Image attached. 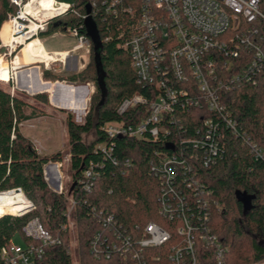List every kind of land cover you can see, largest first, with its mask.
Listing matches in <instances>:
<instances>
[{
    "label": "trees",
    "instance_id": "obj_1",
    "mask_svg": "<svg viewBox=\"0 0 264 264\" xmlns=\"http://www.w3.org/2000/svg\"><path fill=\"white\" fill-rule=\"evenodd\" d=\"M59 1L70 3L73 11L50 21L46 31L40 33V38L74 27L87 35L83 16L89 2ZM16 10L10 0H0V35L3 24ZM93 19L101 43L99 56L90 40V59L79 73L67 77L56 76L49 71L43 73L46 81L72 85L92 81L95 87L84 123L77 124L70 114L65 119L71 177L67 193L53 191L44 175L45 165L51 161L60 162L61 154L40 155L20 128L23 123L42 117L43 110L29 103L25 94L12 95L0 87V193L21 189L34 205L33 211L22 216L0 214V248L16 234L23 236L25 244L31 242L24 236L23 228L38 219L60 243L47 247L37 264H74L68 226L70 197L75 201L73 219L80 228L79 264H134L118 256L98 259L92 254L91 241L104 228L96 218L101 212L103 216L98 219L112 216L121 233L133 240L142 237V230L149 222H155L174 234L173 223L159 213L160 184L158 178L150 174V162L155 160L156 153L167 152L165 146L150 138H111L105 131V126L112 122H138L140 107L123 116L118 115L117 110L125 99L146 94V89L137 84L129 52L123 48L120 26L124 19H105L101 14H93ZM33 99L44 106L49 105L47 93L36 94ZM222 103L236 121L241 134L239 138L227 134V139L221 143L223 155L215 165L203 167L195 163L199 179L209 194L208 226L226 248L224 264H264V71L257 77L256 84H244L223 93ZM209 116L206 110L180 114L183 126L177 130L187 138L193 137L201 120ZM242 136L250 144L257 145L263 156L257 158ZM90 167H93L96 178L92 191L86 192L79 180ZM74 183L76 186L71 191ZM237 191L254 197L246 215L243 214L242 203L236 198ZM192 207L198 212L194 205ZM171 245L146 250L145 264H170L168 254ZM201 258L202 264H215L213 251L208 248L201 250Z\"/></svg>",
    "mask_w": 264,
    "mask_h": 264
},
{
    "label": "built area",
    "instance_id": "obj_2",
    "mask_svg": "<svg viewBox=\"0 0 264 264\" xmlns=\"http://www.w3.org/2000/svg\"><path fill=\"white\" fill-rule=\"evenodd\" d=\"M51 1L55 4V14L38 20L26 14L32 0H10L17 8L15 14L8 17V21L15 22L13 37L27 35L35 25L36 29L31 36L25 37V42L40 39V33L46 31L50 21L73 11L68 2ZM88 2L92 17L101 14L105 19H124L120 26L123 48L129 52L137 84L146 89V94L125 99L117 110L118 115L123 116L140 107L138 122H112L105 126V131L111 138H150L165 146L167 152L156 153L155 160L150 162V174L158 178L160 184L159 213L174 225L172 234L161 225L149 222L142 230V237L133 240L121 233L112 216L98 219L103 216L101 212L96 218L104 228L91 241L92 254L98 259L118 256L134 264H145L146 250L172 243L168 254L170 264H202L201 250L207 248L213 251L215 264H224L226 248L208 226L209 194L199 179L195 163L203 167L215 165L223 155L221 143L227 139V134L234 138L241 134L222 103V94L244 84H256L257 77L264 71V0ZM87 18L86 13L84 22ZM66 33L77 41L74 52L83 51L81 58L89 61L91 42L87 35L77 27L68 28ZM0 48L8 51L2 55L5 59L18 49L20 52L22 44L16 42L12 46L1 41ZM71 56L68 53L66 58ZM13 62L10 61L11 80L18 70ZM51 62L55 61L43 64L48 67ZM93 89L90 88L91 94ZM202 110L210 116L201 120L193 137L187 138L177 130L183 126L180 114ZM243 136V141L250 144ZM250 146L257 158L263 156L257 145ZM44 175L57 193L64 192L58 163L45 165ZM95 178L93 167H90L84 171L79 184L84 191L90 192ZM28 202L27 211L18 216L34 209L32 202ZM69 203L74 208L72 197ZM23 234L31 242L22 246L8 241L0 248V264H37L47 247L60 243L38 219L29 222Z\"/></svg>",
    "mask_w": 264,
    "mask_h": 264
},
{
    "label": "rangeland",
    "instance_id": "obj_3",
    "mask_svg": "<svg viewBox=\"0 0 264 264\" xmlns=\"http://www.w3.org/2000/svg\"><path fill=\"white\" fill-rule=\"evenodd\" d=\"M61 34H63V32ZM26 36L27 35L19 37L20 39L17 40V43H20L21 40L23 39V37L25 38ZM52 36H53V34L49 35V36H45V37L47 38V41L51 42V41H54L52 39L53 38ZM0 41H1V39H0ZM3 43L9 44V42L6 40H3ZM24 47H25V49H23V53L26 54L28 62H36V61H32V59L36 60V58L33 56L32 52H31V49L29 47V43H27V45H24ZM4 53H8V51L3 49V48H0V56H2ZM76 53H79L80 55H82L83 51H76ZM18 54H19V49L15 53H13L12 56L7 55L5 60H6L8 66H10V61H12V60H14V62H13L14 66H17L18 64H20L19 57L16 56ZM29 55L31 56L32 59L30 58ZM15 56H16V58L14 59ZM43 60L45 61L46 59H41L40 61H43ZM63 61L66 62L65 60H63ZM86 65L84 67H86ZM84 67L80 68V67L74 66L70 63H63L62 64L60 62L59 63L51 62V65H49L47 67L43 63H37V64H33L30 66H23L22 68L16 70L13 73V80L10 79L11 82L9 81L10 85L7 84L5 81H2L0 79V87L7 89L12 95H14L16 93L17 94H20V93L25 94L27 97H29V99H28L29 103L34 104L35 107H38L41 110H43L44 115L42 117H40L38 119L31 120V121H27V122L23 123L20 126V128H21L22 133L33 142L35 148L37 149V151L40 155L52 156V155H55L56 153L61 154L62 159L60 160V162L51 161V164L52 163L53 164H55V163L59 164V173H60L61 178H62V184H63V191L64 192H66L67 189H69L70 184H71V177H70V172H69L70 155H69L68 135H67V131H66L65 119H66L67 115L70 114L72 116L74 122H76L77 124H83L84 120H85V116H86V114L90 108V99H91L90 96H91V94L89 95V93H87V95H86L88 98L87 101H86V99H85V101H83L84 95H82V97L79 100H77V102H78L77 105L79 107H82L87 102L86 111H84V112L73 113V112L69 111L68 109L67 110L66 109L61 110L59 108H54L50 105L51 104L50 99H49V105H48L49 107L44 106L43 104H41L39 102H34L33 96H35L36 94L33 95V94L28 93V92L21 89L23 86H22V84L21 85L17 84L16 74L24 72L25 75H28L29 71L32 70L35 81H37V79H38L37 73H39V75H40L39 77L41 78V80L44 83L50 82L52 84V85H50V87H51L50 89H52L53 87H55L56 83L59 81H46V80H44L43 79V73L45 71H49L53 75H56V76L67 77V76L79 73L81 70L84 69ZM87 82L88 83H85V84L86 85L89 84V86H90L89 88L94 87V83L92 81H87ZM62 83L66 84L68 82H62ZM36 84L37 85L35 86V90H41V92L37 93V94L47 93V92H42V90L46 89L45 87H43V86L41 87V85L38 83H36ZM85 84H83V85H85ZM93 90H95V89H93ZM89 92H90V90H89ZM88 95H89V97H88ZM55 101L58 103L57 98H55ZM49 186L53 191H55L52 185H49ZM68 208H69L68 209L69 229L71 232V251H72L74 264H79V261H80V253H79L80 252L79 251L80 245L78 242V232H80V228H79V226H77L75 220L73 219L74 208H71L70 204H69ZM33 210L34 209H30L29 212H31ZM1 213H3L4 215L5 214L14 215L11 212H0V214ZM17 213H19V212H16L15 214H17ZM11 242L13 244H16V245H22V246L25 245L24 238L21 234H16L14 236V238L11 240Z\"/></svg>",
    "mask_w": 264,
    "mask_h": 264
},
{
    "label": "crops",
    "instance_id": "obj_4",
    "mask_svg": "<svg viewBox=\"0 0 264 264\" xmlns=\"http://www.w3.org/2000/svg\"><path fill=\"white\" fill-rule=\"evenodd\" d=\"M56 32L53 34V40L54 41H47V38L45 36L41 37L39 39L42 47H43V52L48 54L49 56H53V60L55 63H70L74 66L83 68L88 60H83L80 56L79 53L74 52V48L77 45V41L75 38L71 37L69 34L66 32ZM68 53L71 54V57H68ZM20 60V65L19 66H14L15 69H19L20 67L23 66H30L33 64L40 63L42 61H36V62H28L27 56L25 53H23V48L20 50L19 54L17 55ZM65 60L66 62H64ZM46 63V62H42ZM49 65V64H48ZM51 65V64H50ZM37 72V71H36ZM39 73H37V81H35L34 76H33V71H29L28 75H25L24 72L17 73L16 74V80L17 84L21 85L22 88H25V91L28 93L33 94L35 91V86L37 85L36 83L40 84L41 87H45V90H42V92H47L49 94V99H50V105L54 108H59L61 107H66V110L68 109L69 111L73 113H79V112H84L85 111V106L87 107V102L84 104L82 107H79L77 104V100H79L82 95H84L83 101H87V93L89 95L91 94L90 88L85 84H75V88H73L72 93H70L67 88L66 90L63 88H60L58 91H56L55 87L50 89V85H52L50 82L44 83L41 78L39 77ZM42 81V82H41ZM50 84V85H47ZM68 85V83H66ZM72 85V84H69ZM21 88V89H22ZM90 90V92H89ZM88 95V97H89ZM55 98H57L58 103L55 101ZM49 107V106H48ZM64 110V109H61Z\"/></svg>",
    "mask_w": 264,
    "mask_h": 264
},
{
    "label": "bare ground",
    "instance_id": "obj_5",
    "mask_svg": "<svg viewBox=\"0 0 264 264\" xmlns=\"http://www.w3.org/2000/svg\"><path fill=\"white\" fill-rule=\"evenodd\" d=\"M55 11H56L55 4L52 3L51 0H32V2L27 6L26 14L33 15L37 17L38 20H42L45 17L53 16L55 14ZM14 25L15 22L7 21L2 26L1 35H0L1 41L2 43L3 40L9 42V44L5 43V45L14 46L17 40L20 39V38H15L12 35V30ZM35 29L36 26L32 25L31 31L27 34V36H31ZM26 42H25V38L23 37V39L20 42L22 44L23 49H25L24 44ZM29 47L31 49L33 56L36 58V60H33L29 55L32 61H40L41 59H46L45 61L43 60L42 62H49L50 60H53L52 56H49L48 54L43 52V47L38 38L30 39ZM10 75H11L10 66L7 65V62L3 58V56H0V79L8 83V81H10L11 79ZM51 170L55 171V167H52ZM28 203L29 202L27 198L24 196V193L20 190H12L6 193H0V212H11L14 215L18 216L27 211V209L29 208ZM16 212L19 213L15 214Z\"/></svg>",
    "mask_w": 264,
    "mask_h": 264
},
{
    "label": "water",
    "instance_id": "obj_6",
    "mask_svg": "<svg viewBox=\"0 0 264 264\" xmlns=\"http://www.w3.org/2000/svg\"><path fill=\"white\" fill-rule=\"evenodd\" d=\"M84 2H88L89 0H82ZM86 12L88 15V18L85 21V25H86V29H87V37L93 42L94 46H95V51H96V55L97 57L99 56V51L101 49V43H100V39H99V35H98V30H97V25L93 19V17L90 15L91 14V7L89 4L86 5ZM50 85V84H47ZM60 88H63L72 93L73 88H75L74 85H66L62 82H57L55 85V89L56 91H58ZM22 90L25 91V88H22ZM41 90H35V92L33 93V95L40 93ZM86 108V106H85ZM84 108V109H85ZM61 109H66V107H61ZM169 148H172V146H169ZM76 186V183H74L71 187V191L73 190V188ZM236 198L239 202L242 203L243 207H244V215L247 214V212L250 209L252 200L254 199L253 196H246L245 194L241 193V192H236Z\"/></svg>",
    "mask_w": 264,
    "mask_h": 264
}]
</instances>
